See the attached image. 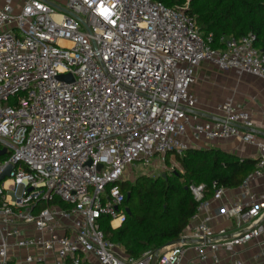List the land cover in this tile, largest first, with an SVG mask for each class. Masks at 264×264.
I'll list each match as a JSON object with an SVG mask.
<instances>
[{"label":"built area","instance_id":"1","mask_svg":"<svg viewBox=\"0 0 264 264\" xmlns=\"http://www.w3.org/2000/svg\"><path fill=\"white\" fill-rule=\"evenodd\" d=\"M62 7L48 0L0 6V144L7 148L0 176L13 167L0 181V264H224L223 254L249 264L236 250L249 242L262 245L256 264H264V191L252 189L264 174V140L231 99L217 106L219 119L201 120L191 90L205 61L264 82L256 36L217 50L186 6L158 0H66ZM188 132L197 142L255 144V168L234 201L225 202L226 188L215 189L217 213L204 200L205 185H191L201 203L184 242L131 257L101 222L115 229L126 218L120 183L127 169L182 156ZM217 217L234 227L214 229Z\"/></svg>","mask_w":264,"mask_h":264},{"label":"trees","instance_id":"2","mask_svg":"<svg viewBox=\"0 0 264 264\" xmlns=\"http://www.w3.org/2000/svg\"><path fill=\"white\" fill-rule=\"evenodd\" d=\"M158 1L169 7L186 6V12L200 30L213 34V48L225 50L228 39L252 33L256 36L255 46L264 54V0ZM6 157L1 156L0 162ZM177 158L183 171L157 178L143 175L134 184L124 181L121 187L126 208L123 224L114 229L109 219L101 222L106 238L119 244L131 257L159 250L181 237L201 203L193 195L191 185L204 184V200H207L217 188L240 187L256 164L254 159L217 148H188Z\"/></svg>","mask_w":264,"mask_h":264},{"label":"crops","instance_id":"3","mask_svg":"<svg viewBox=\"0 0 264 264\" xmlns=\"http://www.w3.org/2000/svg\"><path fill=\"white\" fill-rule=\"evenodd\" d=\"M9 0H0V6ZM23 0H10L11 4L19 8ZM58 7L65 5L66 0H48ZM192 92L198 99L196 109L193 111L201 120H217L219 112L217 106L226 101L233 100L236 106L246 109L253 122V131L259 140H264V82L262 79L246 72L235 70H220L210 62H202L196 71L195 82L191 87ZM185 141L190 148H217L222 151L235 154L241 158H249L257 161L259 150L255 144L245 143L239 137L228 140L200 141L194 140L191 132L185 137ZM255 192L264 191V174L252 183ZM238 189H227L225 202L234 201ZM212 210L217 213L219 200L210 198ZM214 229L234 227V221L217 217L212 222ZM261 244L249 242L237 247L238 257L249 264H256V256L260 253ZM194 251L190 250L186 256V261L194 257ZM224 256V264H231V259Z\"/></svg>","mask_w":264,"mask_h":264},{"label":"rangeland","instance_id":"4","mask_svg":"<svg viewBox=\"0 0 264 264\" xmlns=\"http://www.w3.org/2000/svg\"><path fill=\"white\" fill-rule=\"evenodd\" d=\"M183 171L182 166L175 156V154H169L165 160L157 158L153 163L147 165L143 161H135L126 171L124 177L125 181L135 183L136 179L140 176L147 175L153 178L160 176L170 175L174 172ZM122 183L120 186L122 187Z\"/></svg>","mask_w":264,"mask_h":264},{"label":"water","instance_id":"5","mask_svg":"<svg viewBox=\"0 0 264 264\" xmlns=\"http://www.w3.org/2000/svg\"><path fill=\"white\" fill-rule=\"evenodd\" d=\"M59 8L62 9V10H65L63 7H59ZM59 78L70 80V77L67 76V75H60ZM6 154H7V148H6V147L1 148V149H0V157H1V156H4V155H6ZM12 168H13L12 166H9V167L3 172V174L0 176V181H2L6 176H9L10 171L12 170ZM127 212H128V213L130 212V210H129L128 208H127ZM182 242H184V239H183V238H178V239H176V240H173V241L167 243L165 246H170V245L178 244V243H182ZM165 246H164V247H165ZM162 248H163V247H162ZM162 248H161V249H162ZM159 250H160V249H159Z\"/></svg>","mask_w":264,"mask_h":264},{"label":"bare ground","instance_id":"6","mask_svg":"<svg viewBox=\"0 0 264 264\" xmlns=\"http://www.w3.org/2000/svg\"><path fill=\"white\" fill-rule=\"evenodd\" d=\"M64 44H68L67 42H63ZM118 223H119V221L118 220H116V221H114V225H118Z\"/></svg>","mask_w":264,"mask_h":264}]
</instances>
